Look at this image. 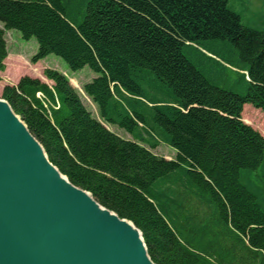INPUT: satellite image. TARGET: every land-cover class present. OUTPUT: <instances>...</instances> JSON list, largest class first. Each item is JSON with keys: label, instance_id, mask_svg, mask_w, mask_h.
<instances>
[{"label": "trees", "instance_id": "obj_1", "mask_svg": "<svg viewBox=\"0 0 264 264\" xmlns=\"http://www.w3.org/2000/svg\"><path fill=\"white\" fill-rule=\"evenodd\" d=\"M230 1L0 0V73L17 30L38 43L32 64L53 54L97 75L82 89L100 120L53 69L52 86L24 76L2 98L155 264H264V136L242 117L264 112V28Z\"/></svg>", "mask_w": 264, "mask_h": 264}, {"label": "water", "instance_id": "obj_2", "mask_svg": "<svg viewBox=\"0 0 264 264\" xmlns=\"http://www.w3.org/2000/svg\"><path fill=\"white\" fill-rule=\"evenodd\" d=\"M0 264H155L142 232L73 185L3 98Z\"/></svg>", "mask_w": 264, "mask_h": 264}, {"label": "rangeland", "instance_id": "obj_3", "mask_svg": "<svg viewBox=\"0 0 264 264\" xmlns=\"http://www.w3.org/2000/svg\"><path fill=\"white\" fill-rule=\"evenodd\" d=\"M230 5L241 16L245 24L264 28V0H231ZM0 26L4 29L2 22H0ZM5 33L6 39L8 40L7 49L9 50L8 58L5 62L6 70L0 73V99L2 98V89L4 85H16L24 76L40 79L42 82L52 86L53 82L49 81L44 76V71L46 69H53L67 76L71 85L80 93L85 105L93 115L100 120L97 107L93 104L91 99L85 95L82 89L83 84L91 82L93 78L97 76L89 67L73 71L64 60L53 54L40 61V63L32 64L31 57L38 51L36 39L33 38L30 41H26L17 30H7ZM235 90L243 93L241 89ZM243 116L247 118V123L243 120L246 124L264 136V112L254 108L250 104H246L242 113V117ZM105 125L120 136L131 138L128 133L119 129L117 126ZM153 152L166 159H175L176 156V151L173 148L163 144L154 149Z\"/></svg>", "mask_w": 264, "mask_h": 264}, {"label": "bare ground", "instance_id": "obj_4", "mask_svg": "<svg viewBox=\"0 0 264 264\" xmlns=\"http://www.w3.org/2000/svg\"><path fill=\"white\" fill-rule=\"evenodd\" d=\"M99 208H100L101 211H104V209H102L101 207H99ZM108 214H109V216H111V217H115V215H114L113 213L108 212ZM123 223H124L126 226H128V227L130 228V230L133 231V233H136V231H135V229L132 227L131 223H128V222H126V221H124V220H123Z\"/></svg>", "mask_w": 264, "mask_h": 264}, {"label": "crops", "instance_id": "obj_5", "mask_svg": "<svg viewBox=\"0 0 264 264\" xmlns=\"http://www.w3.org/2000/svg\"><path fill=\"white\" fill-rule=\"evenodd\" d=\"M1 27V26H0ZM5 40H6V42H7V44H8V40L6 39V33H5ZM9 50V49H8ZM8 58V57H7ZM5 62H6V60H5ZM40 63V62H39ZM5 65H6V63H5ZM34 78V77H33ZM1 82V81H0ZM6 85H4L3 86V88L5 87ZM83 86H84V84L82 85V88H83ZM2 91H3V89H2Z\"/></svg>", "mask_w": 264, "mask_h": 264}]
</instances>
